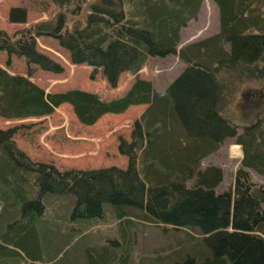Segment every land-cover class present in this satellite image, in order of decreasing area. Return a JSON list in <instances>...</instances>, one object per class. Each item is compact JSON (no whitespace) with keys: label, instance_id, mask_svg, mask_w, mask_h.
I'll list each match as a JSON object with an SVG mask.
<instances>
[{"label":"trees","instance_id":"1","mask_svg":"<svg viewBox=\"0 0 264 264\" xmlns=\"http://www.w3.org/2000/svg\"><path fill=\"white\" fill-rule=\"evenodd\" d=\"M50 1L79 21L58 13L15 34L0 28V49L28 63L27 74L0 65V115L41 116L67 102L90 125L108 112L146 107L133 122L131 139L119 137L125 168L62 170L21 149L13 138L16 126L0 128V207L11 206L7 217L0 214V264L8 253L36 258L20 238L43 212L47 195L70 198L72 218L82 221L109 213L129 229L137 221L196 229L201 236L192 243L200 245L179 264H264V185L250 171L264 174V0H213L219 31L180 49L181 29L203 0ZM9 19L25 22L27 8L12 7ZM41 34L57 38L74 62L94 66L93 74L102 67L113 87L123 71L138 73L149 57L177 53L187 66L163 90L136 76L122 96L111 99L80 88L51 92L31 79L35 65L64 71L37 49ZM230 137L243 155L233 183L218 191L222 167H201V161ZM25 215L23 227L6 228Z\"/></svg>","mask_w":264,"mask_h":264},{"label":"rangeland","instance_id":"2","mask_svg":"<svg viewBox=\"0 0 264 264\" xmlns=\"http://www.w3.org/2000/svg\"><path fill=\"white\" fill-rule=\"evenodd\" d=\"M14 6L27 8L25 22L9 19L10 9ZM60 10L50 0H0V28L15 34L58 13H63L70 23L79 21V15H71L68 11L65 14ZM219 28L217 5L213 0H203L197 15L182 27L177 49L215 34ZM36 46L64 66L63 72L56 73L35 65L31 78L51 92L80 88L111 99L123 95L136 76L151 80L158 90H163L187 66L177 53L149 57L138 73L123 71L116 87H113L101 67L93 74L94 66L74 62L69 50L57 38L38 35ZM27 64L23 56L8 55L0 49V65L9 72L27 74ZM145 107L146 104H133L120 113L108 112L89 125L82 123L72 105L65 102L46 115L17 118L0 115V128L16 126L18 129L13 138L21 149L33 160L53 163L62 170L111 165L126 167L128 158L119 151V137L131 139L133 122ZM242 155L240 144L230 137L216 151L204 156L201 167L215 163L223 169V179L216 186L218 191L233 183ZM250 171L252 179L264 185V174L254 169ZM45 201L43 212L35 214L32 228H28L29 231L20 238L36 258L23 252L21 255L8 253L2 258V264H93L97 260L105 264H179L178 261H186L192 256L190 253L194 246L200 245L198 241L192 243V240L201 234L186 226L176 228L137 221L129 229L128 223H121L109 213L104 218L87 222L82 221L80 215L75 214L72 218L75 207L70 198L47 195ZM10 211L9 204L0 207L2 217H7ZM23 217L19 221H7L6 228L13 230L19 226L20 229L29 221L26 215ZM119 246L124 248L115 256L114 251Z\"/></svg>","mask_w":264,"mask_h":264}]
</instances>
